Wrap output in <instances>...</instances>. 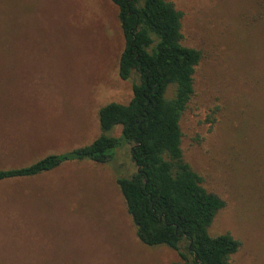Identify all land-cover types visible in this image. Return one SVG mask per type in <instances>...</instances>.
Here are the masks:
<instances>
[{
	"label": "rangeland",
	"instance_id": "rangeland-1",
	"mask_svg": "<svg viewBox=\"0 0 264 264\" xmlns=\"http://www.w3.org/2000/svg\"><path fill=\"white\" fill-rule=\"evenodd\" d=\"M169 2L182 45L201 52L180 129L184 160L225 204L209 235L240 243L229 264H264V0ZM117 14L109 0H0L1 128L21 130L1 153L86 146L101 134L99 109L128 104L138 78L118 77ZM120 146L107 164L1 182L0 264H180L175 251L137 239L116 184L136 167Z\"/></svg>",
	"mask_w": 264,
	"mask_h": 264
},
{
	"label": "trees",
	"instance_id": "trees-1",
	"mask_svg": "<svg viewBox=\"0 0 264 264\" xmlns=\"http://www.w3.org/2000/svg\"><path fill=\"white\" fill-rule=\"evenodd\" d=\"M117 9L124 46L118 77L132 85L126 105L108 103L98 111L101 134L90 144L48 155L12 170H0V182L32 178L64 163H110L120 144L131 147L136 172L117 178L135 235L145 247H167L180 264H229L240 248L231 235H209L224 202L209 193L184 160L180 119L193 90L201 52L182 45L181 14L169 0H109ZM175 87L171 99L167 88ZM120 127L118 137L106 133Z\"/></svg>",
	"mask_w": 264,
	"mask_h": 264
},
{
	"label": "crops",
	"instance_id": "crops-1",
	"mask_svg": "<svg viewBox=\"0 0 264 264\" xmlns=\"http://www.w3.org/2000/svg\"><path fill=\"white\" fill-rule=\"evenodd\" d=\"M0 101H1V99H0ZM13 129L17 130L18 132L21 131L18 128H13ZM9 131L11 133H13V134H5L4 133V132H9ZM18 132L17 133L13 132L11 130V128L10 129L1 128V119H0V149H1V143L2 142H6L8 140V138H10V140L12 141L14 138L21 136V135H18ZM82 134H84V135L80 134L79 137L76 136L75 139H79V138L85 137L86 131H85V133H82ZM68 139H71V138H68ZM32 154H35V155H47L48 156V155H55V154H61V153L56 152V151L45 152L43 147H39V146H37L35 148L28 147L24 151H20V152H13L12 151V152H8V153H1V151H0V170H12V169L21 168L23 164L19 160L27 161V160H29L27 157L29 155H32ZM22 157H25V159H22ZM5 162H7V163H5ZM28 162H30V161H28ZM81 162H84V161H81ZM87 162H90V161H87ZM75 163H77V162L64 163L61 166H63V165L65 166V165H69V164H75ZM90 163H93V162H90ZM1 164H4L5 166L1 167ZM17 164H19L20 167L16 168ZM93 164H95V163H93ZM97 165H99V164H97ZM27 166H29V165H27ZM58 168H56V169H58ZM56 169H54V170H52L50 172H47V173H42L40 175L50 174V173L54 172ZM40 175H37V176H40ZM37 176H35V177H37ZM0 184H1V182H0ZM0 197H1V186H0Z\"/></svg>",
	"mask_w": 264,
	"mask_h": 264
}]
</instances>
